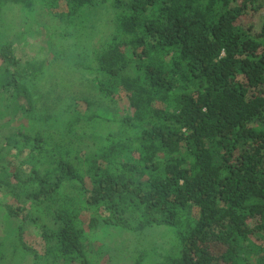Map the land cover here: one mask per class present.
Segmentation results:
<instances>
[{
  "label": "trees",
  "instance_id": "trees-1",
  "mask_svg": "<svg viewBox=\"0 0 264 264\" xmlns=\"http://www.w3.org/2000/svg\"><path fill=\"white\" fill-rule=\"evenodd\" d=\"M15 5L44 8L77 39L80 17L103 10L105 35L75 68L127 112L105 131L75 98L60 128L27 126L17 86L49 63L20 59L0 30L12 249L31 264H95L86 229L105 223L170 229L175 248L155 264H264V0H0V13Z\"/></svg>",
  "mask_w": 264,
  "mask_h": 264
},
{
  "label": "rangeland",
  "instance_id": "rangeland-1",
  "mask_svg": "<svg viewBox=\"0 0 264 264\" xmlns=\"http://www.w3.org/2000/svg\"><path fill=\"white\" fill-rule=\"evenodd\" d=\"M79 24L82 29L75 36L80 39L65 38L57 19L38 5L30 13L22 5L9 6L0 13V30H5L2 39L15 43L19 58L48 60L49 63L33 84L17 86L22 105L30 107L27 126L37 124L60 128L65 119L64 106L75 98L87 99L95 112L108 118L102 121L105 131L115 127L111 126V120H117L127 112V101L123 95L115 100L105 98L97 91L90 76L75 68L84 61L88 49L105 35L104 11L94 10L83 14ZM61 74L70 81L66 85L58 79ZM3 105L1 100L0 112ZM6 131L8 123L0 121V146ZM19 224V219L9 217L0 209V251H4L0 264L32 263L28 253L12 249V238ZM175 242V236L165 227L133 232L100 223L95 228L86 229L84 243L95 264H155L162 256L170 254Z\"/></svg>",
  "mask_w": 264,
  "mask_h": 264
}]
</instances>
